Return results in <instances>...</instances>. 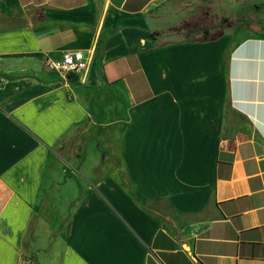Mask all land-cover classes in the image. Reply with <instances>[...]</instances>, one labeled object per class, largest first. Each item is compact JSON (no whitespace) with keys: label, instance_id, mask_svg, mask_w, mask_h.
I'll return each mask as SVG.
<instances>
[{"label":"crops","instance_id":"1","mask_svg":"<svg viewBox=\"0 0 264 264\" xmlns=\"http://www.w3.org/2000/svg\"><path fill=\"white\" fill-rule=\"evenodd\" d=\"M0 264H264V0H0Z\"/></svg>","mask_w":264,"mask_h":264},{"label":"built area","instance_id":"2","mask_svg":"<svg viewBox=\"0 0 264 264\" xmlns=\"http://www.w3.org/2000/svg\"><path fill=\"white\" fill-rule=\"evenodd\" d=\"M44 65L64 79H70L73 76L84 78L90 65V58L84 54L83 50L66 49L59 56L47 55Z\"/></svg>","mask_w":264,"mask_h":264},{"label":"rangeland","instance_id":"3","mask_svg":"<svg viewBox=\"0 0 264 264\" xmlns=\"http://www.w3.org/2000/svg\"><path fill=\"white\" fill-rule=\"evenodd\" d=\"M235 14H233L231 11H227L223 16H217L212 18V23L208 26L210 31H214V33L217 30H222L223 28L232 25L236 20L237 17H234ZM179 30V29H178ZM176 35L180 38H195L198 36L203 35L202 30L198 31H186L185 34L184 32H179L176 33Z\"/></svg>","mask_w":264,"mask_h":264},{"label":"trees","instance_id":"4","mask_svg":"<svg viewBox=\"0 0 264 264\" xmlns=\"http://www.w3.org/2000/svg\"><path fill=\"white\" fill-rule=\"evenodd\" d=\"M199 25H200L199 22H184V23L182 24V27H183L186 31L190 32V31H194L196 28H198ZM212 35H214V36H212ZM216 36H217V34H211V33L208 31V29H204V33H203V35L200 36L199 38H202V39H210L211 37H216Z\"/></svg>","mask_w":264,"mask_h":264}]
</instances>
